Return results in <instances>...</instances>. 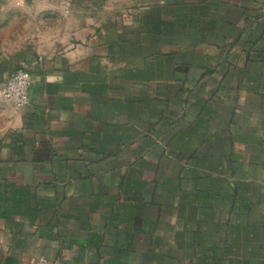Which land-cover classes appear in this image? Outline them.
<instances>
[{"label":"crops","instance_id":"1","mask_svg":"<svg viewBox=\"0 0 264 264\" xmlns=\"http://www.w3.org/2000/svg\"><path fill=\"white\" fill-rule=\"evenodd\" d=\"M0 254L264 264V0H0Z\"/></svg>","mask_w":264,"mask_h":264},{"label":"built area","instance_id":"2","mask_svg":"<svg viewBox=\"0 0 264 264\" xmlns=\"http://www.w3.org/2000/svg\"><path fill=\"white\" fill-rule=\"evenodd\" d=\"M32 84V74L25 67L15 68L9 75L3 90L4 98L16 108H21L29 102V92ZM37 264H62L51 263L41 258Z\"/></svg>","mask_w":264,"mask_h":264},{"label":"rangeland","instance_id":"3","mask_svg":"<svg viewBox=\"0 0 264 264\" xmlns=\"http://www.w3.org/2000/svg\"><path fill=\"white\" fill-rule=\"evenodd\" d=\"M13 22V21H12ZM24 23H19L18 20H16L14 22V24H12L11 26V42L13 44V46L11 47V49L14 50H18V44L20 42L19 37L23 36L24 37V30H25V37H27L28 33H30V31L34 28V26L30 27V30H27L26 27H24V25L26 26V24ZM23 29V30H22ZM18 35V36H17ZM15 36H17V38H15ZM0 264H13L12 262L9 263L7 261V258H5V256H3L2 254H0Z\"/></svg>","mask_w":264,"mask_h":264}]
</instances>
